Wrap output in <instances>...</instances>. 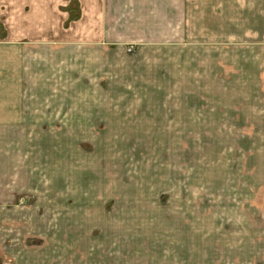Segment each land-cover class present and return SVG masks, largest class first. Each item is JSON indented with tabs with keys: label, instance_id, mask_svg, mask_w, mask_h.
Returning a JSON list of instances; mask_svg holds the SVG:
<instances>
[{
	"label": "rangeland",
	"instance_id": "rangeland-1",
	"mask_svg": "<svg viewBox=\"0 0 264 264\" xmlns=\"http://www.w3.org/2000/svg\"><path fill=\"white\" fill-rule=\"evenodd\" d=\"M170 1L0 0L29 67L0 264H264V42Z\"/></svg>",
	"mask_w": 264,
	"mask_h": 264
},
{
	"label": "crops",
	"instance_id": "crops-1",
	"mask_svg": "<svg viewBox=\"0 0 264 264\" xmlns=\"http://www.w3.org/2000/svg\"><path fill=\"white\" fill-rule=\"evenodd\" d=\"M85 1L89 2L90 4L96 3L95 7L102 9L112 7V1L115 0ZM165 1L166 7L169 6V8H171V1L168 0L169 5H167V0ZM43 5L47 4L43 3ZM209 6L210 4L206 6L207 11ZM201 9L202 10L199 13L200 17L196 21V26L199 32L204 33L202 6ZM225 9L226 8L223 7L221 13L220 7L217 4H212L210 12L212 31L214 30L213 27L217 23L219 16H221L224 20L227 19L229 24L233 21L235 22L236 16H239L241 23L244 25V27H242L244 38L246 40H261L264 42V0H257L254 5H252V0H231V10L230 4L227 8V11ZM241 14H243V18ZM226 32L231 35L227 37L228 39L236 38L232 35L235 34V29L233 31L227 30ZM28 69L29 67L26 50H18L16 47L13 48L12 46L9 48L0 46V137L17 136L22 130L26 131L27 129ZM8 145L9 146L7 147L0 146V153L3 154V156H1V159L3 160L2 163H12L18 159L17 149L13 151V144H10V142H8ZM13 152L15 153V156L12 155ZM4 168H6V166H4ZM12 168L13 166L10 164V169L12 170ZM6 173L10 177L13 174V170ZM17 182L18 181H0V184H12Z\"/></svg>",
	"mask_w": 264,
	"mask_h": 264
}]
</instances>
